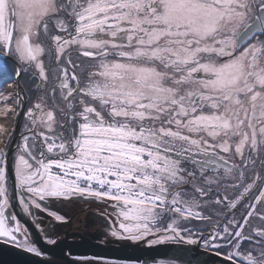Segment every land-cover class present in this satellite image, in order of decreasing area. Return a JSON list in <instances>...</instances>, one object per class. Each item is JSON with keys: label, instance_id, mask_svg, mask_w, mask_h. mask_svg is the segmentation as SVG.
Segmentation results:
<instances>
[{"label": "snow or ice", "instance_id": "obj_1", "mask_svg": "<svg viewBox=\"0 0 264 264\" xmlns=\"http://www.w3.org/2000/svg\"><path fill=\"white\" fill-rule=\"evenodd\" d=\"M0 61L42 93L14 157L24 213L63 222L49 204L92 199L113 209L101 215L117 243L264 264V228L245 233L264 221V0H0ZM6 148L0 241L41 256L12 210ZM209 204L231 218L214 222Z\"/></svg>", "mask_w": 264, "mask_h": 264}, {"label": "water", "instance_id": "obj_2", "mask_svg": "<svg viewBox=\"0 0 264 264\" xmlns=\"http://www.w3.org/2000/svg\"><path fill=\"white\" fill-rule=\"evenodd\" d=\"M22 75L20 78H17L18 91L22 99V105L7 156L9 166L8 173L12 180V195L16 196V198L12 199V204L17 211V215L30 230L34 241L41 251L50 254L52 257H45L44 255L36 256L0 241V264H89L88 260L82 259L87 256L103 257L106 260H116L118 264H124L125 261L129 262V264H156L159 258L170 259L175 257L190 259L192 260V264H197V262L198 264H214L204 259L207 254L201 251H195V246L176 245L172 243L154 246H144L142 244L130 245L128 243L124 245H107L92 241L89 238L83 241H70L69 239H64L54 245L47 243L36 225L19 214L17 210L19 201L14 182L12 158L15 142L20 137L21 125L25 116L27 104L26 92L21 80ZM189 247L194 250L186 252L185 249ZM208 255L215 259L216 264H225L220 257L212 254ZM93 264H95L94 261Z\"/></svg>", "mask_w": 264, "mask_h": 264}, {"label": "flooded vegetation", "instance_id": "obj_3", "mask_svg": "<svg viewBox=\"0 0 264 264\" xmlns=\"http://www.w3.org/2000/svg\"><path fill=\"white\" fill-rule=\"evenodd\" d=\"M24 88H25L26 97H27V104H26V109H25V113H26L27 109L32 106V104L37 100V98L42 93H37L33 91V86L30 85L29 82L27 83L26 86L24 85ZM18 95H20L19 91H18ZM21 105H22V99L20 96V108H21ZM25 117L26 115L24 116V119L21 125L20 137L16 140L15 145H14L13 158H12L13 167H14V157L16 155L17 145L21 143V134H27L25 130V126L28 125V122H26ZM15 126L16 124L14 125L13 136H14ZM10 142L8 144V147L6 148L7 156H8ZM7 175L9 178L8 184L11 183L10 193L12 194V180L10 179L8 172H7ZM247 199L249 200V197ZM11 204H12V201H11ZM48 206H49L50 211H57L59 215H62L65 218L64 221L63 222L54 221L53 218L50 217L47 212H44L43 210H36L35 208H32V212H34L35 215L29 216L28 214L24 213L22 207L19 205V202H18V208H17L19 214L29 219L30 221H32L36 225V227H37V224H39V227L37 228L39 229L43 238L46 241L47 239H55L56 244H57L64 239H69L70 241H83V240H86V238H89L92 241L101 242L107 245L127 244V242L117 243L114 241L113 238L107 237L104 234L106 232V225H105V220L101 214L110 213L113 210L111 207L105 204H102L92 199L73 198L70 200L56 201L54 205L49 204ZM12 210L17 214V211L15 207H13V204H12ZM18 219L28 229L26 224L21 220L19 216H18ZM74 223H77V226ZM28 231L31 234L29 229ZM31 239L33 242H35L32 235H31ZM35 244L39 248L36 242ZM141 244L144 246H148L147 244H144V243H141ZM42 255H44L45 257H52L50 254H47L44 252H42ZM87 258H93V256H87ZM204 259L208 260L209 262H215V259L209 256L208 254L205 255ZM160 260L167 261L169 259L159 258L158 261Z\"/></svg>", "mask_w": 264, "mask_h": 264}, {"label": "rangeland", "instance_id": "obj_4", "mask_svg": "<svg viewBox=\"0 0 264 264\" xmlns=\"http://www.w3.org/2000/svg\"><path fill=\"white\" fill-rule=\"evenodd\" d=\"M45 43L47 44L48 42H45ZM73 59H74V61L76 60V52H75V50H73ZM0 63H3V61H0ZM46 64H47V59H46ZM16 67H17V65H16ZM16 67H15V65L11 64V70L12 71L15 70ZM77 72H78V70H77ZM29 84L33 86V82L32 81H30ZM5 97H6V92H5V89L3 88V89L0 90V124L2 123V126L6 129L5 132L7 133V136L9 137L11 133L13 134V130L9 127V123H13L12 117H13L15 111L14 112H9V109H8L7 105L4 103L5 100H6ZM18 97L20 98V95H18ZM14 122H16L15 118H14ZM26 122H28L27 118H26ZM2 134H5V133L3 132ZM0 139L3 140L2 143L6 144V142L4 141V139H6L5 137H0ZM2 143H0V148H4L5 147V146H3L4 144H2ZM8 144L9 143H7V147H8ZM257 169H259V165H257ZM260 174L264 175V169H260ZM248 175L251 176V173H248ZM8 187H9V190H10L11 183L8 184ZM188 191L190 192L191 190L189 189ZM236 194H238V190L234 191V192H231L229 194V198L230 199L233 198V196L236 195ZM249 194L250 195L248 197H249V200H251V199H253L254 195H256L258 193L256 192V190H253V192L249 193ZM213 199H214V197H213ZM257 210L258 211L261 210L259 205L257 206ZM202 211L204 212L205 215H212L214 222L219 220L220 223H226L227 219L231 218V215H232L231 213H229L228 217H222V216L221 217H217L216 215H213V213H215V212H221L222 213L224 211V209L221 208V206L213 205V204H209V206L207 208L202 209ZM242 211H244V210L242 208L240 209L239 206H238V208L236 210H234L235 215H236L237 218H239L240 213ZM74 224L77 226V223H74ZM189 226H191L193 228H195V227L204 228L205 227V223L201 222V221L193 220L191 225H189ZM254 228H264V221H261L259 218L253 216L249 220V226L245 227V233L246 234H252ZM251 247H253V245L245 243L243 245V247L241 248V251L242 252H246ZM213 263L216 264L215 262H213Z\"/></svg>", "mask_w": 264, "mask_h": 264}, {"label": "trees", "instance_id": "obj_5", "mask_svg": "<svg viewBox=\"0 0 264 264\" xmlns=\"http://www.w3.org/2000/svg\"><path fill=\"white\" fill-rule=\"evenodd\" d=\"M9 63L15 65L16 64L9 61ZM14 71V70H13ZM11 75V72H9L8 74H0V90L1 89H5L6 92V97H5V104L7 105L9 112H14V115L12 117L13 123H9V127L13 130L14 129V125L17 122L18 119V114H19V109H20V98L18 97V85H17V79L15 77H12L11 79H7V76ZM30 78L27 75H22V82L23 84L26 86L28 82H30ZM16 102V103H15ZM14 118L15 121L14 122ZM2 125V123L0 124ZM5 129V128H4ZM5 134H1L0 137H5L6 139H4L5 143L3 146L7 145V143L10 142V140L12 139L13 134L11 133L10 136H7V133L4 131ZM11 138V139H10Z\"/></svg>", "mask_w": 264, "mask_h": 264}, {"label": "bare ground", "instance_id": "obj_6", "mask_svg": "<svg viewBox=\"0 0 264 264\" xmlns=\"http://www.w3.org/2000/svg\"><path fill=\"white\" fill-rule=\"evenodd\" d=\"M11 179V178H10Z\"/></svg>", "mask_w": 264, "mask_h": 264}]
</instances>
